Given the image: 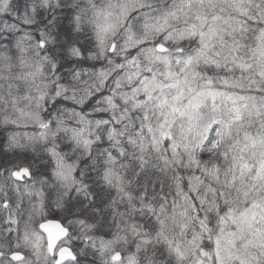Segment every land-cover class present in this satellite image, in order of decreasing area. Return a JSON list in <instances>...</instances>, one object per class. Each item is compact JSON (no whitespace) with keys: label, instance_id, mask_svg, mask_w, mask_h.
<instances>
[{"label":"snow or ice","instance_id":"6c2138e0","mask_svg":"<svg viewBox=\"0 0 264 264\" xmlns=\"http://www.w3.org/2000/svg\"><path fill=\"white\" fill-rule=\"evenodd\" d=\"M37 7L26 0L20 15L0 0V29L21 31L4 19L15 10L39 32L17 38V55L0 53V122L36 129L9 136L34 158L0 178V264H81L86 248L100 264H264V0H73L70 43L56 31L59 0H40L51 18ZM65 50L94 63L65 77ZM37 145L53 164L59 219L36 187L49 183L37 178ZM90 172L109 200L110 239L90 234L103 217L67 218L93 204ZM150 172L171 180L167 193ZM21 184L37 199L9 239L20 210L9 190Z\"/></svg>","mask_w":264,"mask_h":264},{"label":"trees","instance_id":"16d2710c","mask_svg":"<svg viewBox=\"0 0 264 264\" xmlns=\"http://www.w3.org/2000/svg\"><path fill=\"white\" fill-rule=\"evenodd\" d=\"M14 8L19 9L20 15L23 14V8L25 6L26 0H12ZM29 3H36L38 5L37 7V19L40 20L42 17H48L51 18L53 15V9H47L45 10L42 7H39L40 0H27ZM82 3H86V0H81ZM98 3L103 4L104 0H97ZM59 3L62 5V7L55 8L54 13L58 20V27L56 31L60 35L61 41H66L70 43L75 36L74 33L70 32V21L71 17L75 14V10L71 7L73 0H59ZM4 19L9 24H15L18 28L21 29L20 32L16 31H8V30H2L0 29V53H7L9 55H17V50L15 48V43L17 38L23 34L24 31H31L34 39H39V32L35 30V26H28L22 23L21 20L17 18V11H12L10 16L4 17ZM66 21H68L69 26L67 29H65V26L63 25ZM43 27V24L40 25ZM64 38V40H63ZM80 40V46L85 52V56H87V50L92 46L91 41L84 39V37H79ZM58 59L60 62V68L59 73L61 75H64L67 77V71L69 68L79 66L82 68H90L93 61L89 60H83L77 64V61L74 58H71L68 56L67 51H63L62 53L58 54ZM97 67L100 66L99 63L96 64ZM0 83H3L0 81ZM3 113H0V121H2ZM36 131L34 127L31 125L24 127V126H16L12 124L5 125L2 122H0V178H2L4 175H6V169L11 166L14 163L17 162H27L28 160H31L34 158L33 153L31 152H21L19 149H10L9 148V136L13 132H18L23 136L24 133H32ZM23 142V141H22ZM37 151L40 153V156L37 158V164L36 167L39 168V172L37 173V178H40V173H43L44 178L48 179V184L46 185H40L37 183L36 187L40 188L43 187L44 196H45V205H46V212L49 214L47 218L49 219H59L62 215V213L57 210L56 208V200L58 199V187L50 186L55 185L54 179L50 175L51 168L53 167V164L50 160V157L47 156V154L42 152L43 145H37ZM42 161V162H41ZM150 175H152L153 179H156L159 177L160 179H165L163 176H161L159 173L152 174L150 172ZM128 178L132 179L131 174H128ZM91 186V191L96 193V198L93 201V204L88 207L85 211L76 212L74 216L67 217L69 219H75V218H86L88 222H96L97 220H100L101 217H103V220H101L99 226L97 229L94 230V234L97 237H103L105 239H110L112 234L117 231V228L115 226V223L113 222L111 218V209L107 207L109 200L107 195L105 194V190L100 186L102 184V181L99 180L98 175L96 172H90L89 173V179L86 181ZM140 182H143V177L140 178ZM31 182H29L30 186ZM171 184L170 179H165V186L164 191L167 193L169 191V185ZM132 190L136 193L140 190L139 184L135 181L132 184ZM157 192H159V185H157ZM174 193V189H173ZM114 195V192L112 193ZM152 194L151 186L149 187V195ZM9 198L11 203V208L15 209L16 203H20V210L19 214L17 215V219L19 220L18 225H11V227L14 229L11 233H5L3 235H6L9 239L14 238L17 235V229L20 231L23 230L24 221L27 219L28 210L31 208L32 203L35 202L37 199L35 195L29 196L28 192L25 190L23 184H21V190L19 193H16L12 190H9ZM172 196H169V203L171 202ZM81 200L83 198L81 197ZM84 204H87V201H83ZM95 208L98 211L93 212L92 209ZM120 209L123 210L124 206L121 205ZM9 215V211L5 210L3 208H0V229L9 227V225L5 224V220L7 219ZM37 221L40 220L39 217L36 218ZM136 219H139V216L136 217ZM66 223V220L64 221ZM35 226V224H34ZM75 233L77 236L79 235V227L76 226V228L73 230V236L75 237ZM75 240V238H74ZM72 246L76 251H79L80 248L85 247V242L82 239H77L76 242L72 243ZM89 252L87 256H81L80 261L81 264H100V259L98 255H92L91 249H85Z\"/></svg>","mask_w":264,"mask_h":264},{"label":"rangeland","instance_id":"374dc122","mask_svg":"<svg viewBox=\"0 0 264 264\" xmlns=\"http://www.w3.org/2000/svg\"><path fill=\"white\" fill-rule=\"evenodd\" d=\"M71 22V21H70ZM64 26H65V29H67L68 28V26H69V23H68V21H66L64 24H63ZM67 27V28H66ZM63 40H64V38H63ZM203 158H206V157H203ZM58 194L60 195V192H58ZM59 195H58V197H59ZM9 200H10V198H9ZM57 201V200H56ZM77 236V234L75 233V237ZM76 240L77 239H73V241H72V243L73 242H76Z\"/></svg>","mask_w":264,"mask_h":264},{"label":"flooded vegetation","instance_id":"af4514ba","mask_svg":"<svg viewBox=\"0 0 264 264\" xmlns=\"http://www.w3.org/2000/svg\"><path fill=\"white\" fill-rule=\"evenodd\" d=\"M74 248V247H73ZM75 250V249H74Z\"/></svg>","mask_w":264,"mask_h":264}]
</instances>
